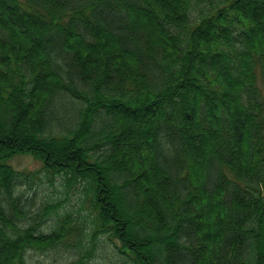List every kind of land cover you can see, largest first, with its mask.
Segmentation results:
<instances>
[{
	"label": "trees",
	"instance_id": "obj_1",
	"mask_svg": "<svg viewBox=\"0 0 264 264\" xmlns=\"http://www.w3.org/2000/svg\"><path fill=\"white\" fill-rule=\"evenodd\" d=\"M21 154L86 182L65 264H264V0H0V264L85 240Z\"/></svg>",
	"mask_w": 264,
	"mask_h": 264
},
{
	"label": "rangeland",
	"instance_id": "obj_2",
	"mask_svg": "<svg viewBox=\"0 0 264 264\" xmlns=\"http://www.w3.org/2000/svg\"><path fill=\"white\" fill-rule=\"evenodd\" d=\"M18 171L25 172L28 176L23 178L16 193L28 198L27 207L31 214L35 213L42 201L46 203L62 202L58 209L59 214L71 212L83 222V237L85 240L79 247L58 246L46 251L33 250L28 254L29 264H65L71 261L80 250L90 245L92 215L89 204L86 202V182L77 180L68 182L63 175H49L42 167V162L31 154H21L11 161ZM45 203V204H46ZM30 214V215H31ZM57 220V215L52 214L42 225L46 230H52ZM95 253L88 259V264H117L127 258L120 251V242L110 238L107 233H100L96 238Z\"/></svg>",
	"mask_w": 264,
	"mask_h": 264
}]
</instances>
